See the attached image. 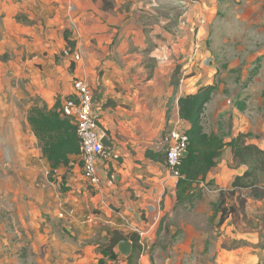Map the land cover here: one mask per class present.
<instances>
[{
    "label": "crops",
    "instance_id": "crops-1",
    "mask_svg": "<svg viewBox=\"0 0 264 264\" xmlns=\"http://www.w3.org/2000/svg\"><path fill=\"white\" fill-rule=\"evenodd\" d=\"M176 1L181 10L177 18L172 13L161 14L170 3L175 4L171 0H0V20L7 36L27 35V165H23L27 171L19 169L21 162L15 166L19 173L27 172V177L20 180L23 186H27L29 178L37 180L44 170L53 172L28 123L31 103L61 92V104L71 95L76 78L86 80L94 90L103 138L107 137L113 146L109 150L120 156L118 161L101 167V191L95 195L88 189L77 156L70 158L69 166L54 170L75 194L69 197L75 211H69L72 216L64 212L63 217L75 225H27L28 262L106 264L102 249L109 243L110 232L129 236L132 231L126 225L153 227L145 245L153 244L158 225L174 216L178 179L171 176L166 166V149L172 130L187 132L191 128L180 118L178 101L214 84L209 81L214 68L213 62L209 64L207 60L206 27L200 30L199 49L193 55L191 42L195 36L189 30L192 15L186 21L182 16V4L188 5L190 0ZM18 10L27 13V27L16 23L14 17L19 16ZM71 21L76 24L75 32L69 29ZM69 47L81 54L80 61L74 62L72 57L62 55ZM1 66L10 67L8 63ZM173 79L178 80L177 86L172 84ZM212 100L202 116L205 133L218 134L224 137L225 143L240 133L250 134L248 126L244 128L247 133L242 131L244 121L239 122L241 111L236 107L232 118L237 125L230 134L215 124L208 131L204 116L216 120L219 117V109L211 108ZM11 108H5L3 115L11 113ZM0 128L3 134L4 126ZM247 143L264 150L263 145L254 141ZM147 152L161 156L160 160L149 159ZM216 163L206 179L195 185V201L201 193V206L207 210L218 200V193L232 190L235 179L246 170L229 148L221 151ZM3 181L11 184L9 178ZM6 186L3 193L15 194V198L25 192V188ZM94 210L101 213L96 215L97 220L88 222L86 218ZM227 226L228 231L238 234V225ZM97 235H102L107 243H99ZM250 236L242 237L250 239ZM117 249L121 264H126V258ZM143 252L140 264H147L142 263ZM225 253L231 263L230 258L239 252H220V260Z\"/></svg>",
    "mask_w": 264,
    "mask_h": 264
},
{
    "label": "rangeland",
    "instance_id": "rangeland-1",
    "mask_svg": "<svg viewBox=\"0 0 264 264\" xmlns=\"http://www.w3.org/2000/svg\"><path fill=\"white\" fill-rule=\"evenodd\" d=\"M171 1L175 4L169 2V7L161 14L172 13V17L177 18L181 10L176 0ZM18 12L19 16L14 17L16 23L27 27V13ZM182 13L184 21L192 15L189 30L195 36L191 42L193 55L199 49L200 30L206 27L207 60L209 64L213 62L214 68L213 74L209 72V81L217 86L211 108L219 109V117L216 120L204 116L205 127L210 131L215 124L222 132L230 134L237 125L232 118L237 111L236 104L244 103L246 109L237 118L239 122L244 121L243 132H248L244 129L247 126L250 128L247 142L264 146V0H190L188 5L182 4ZM5 31L0 20V44L4 42L0 50L4 51L0 54V127L4 126L3 134L0 133V264H34L27 261V225H75L70 223L71 219L59 217L63 212L72 216L69 211L74 207L69 197L75 194L62 183L61 175L51 170H44L37 180L29 178L26 187L20 181L27 177V172L19 173L15 168L16 163L21 162L19 169L27 171V166H23L27 165V35L12 37ZM2 33L6 35L1 36ZM2 63L10 67L5 68ZM62 96L58 92L31 103L28 116L35 108L46 113L53 111ZM5 108H11V113L3 115ZM10 119H14V124ZM32 134L36 139L34 132ZM5 178H9L11 184L4 182ZM6 185L25 188V192L17 198L15 194L6 195L3 193L8 188ZM263 191L242 189L236 195H228L226 208L231 211L234 208L237 216L230 215L222 224L213 206L220 196L207 210L201 206L202 194L198 193L195 203L177 206L174 216L158 225L153 244L145 245L142 263L264 264V200H260ZM99 213L94 210L90 216L95 218ZM223 225H226L224 230ZM227 225H238V234L228 231ZM244 234L251 235V240L242 237ZM100 237L97 235L99 243H107L102 235ZM231 251L239 252L230 258L231 263L226 253L219 259L220 252ZM116 257L105 255L106 264H121L119 256Z\"/></svg>",
    "mask_w": 264,
    "mask_h": 264
},
{
    "label": "trees",
    "instance_id": "trees-1",
    "mask_svg": "<svg viewBox=\"0 0 264 264\" xmlns=\"http://www.w3.org/2000/svg\"><path fill=\"white\" fill-rule=\"evenodd\" d=\"M174 77L176 78L177 74ZM178 83L177 79H173L174 86ZM216 90L215 84L204 86L195 94L183 96L178 101L180 118L187 121L191 128L186 132L189 137L186 155L181 159L177 169L181 176L177 184V206L192 204L195 201L197 197L195 185L206 179L216 166V159L221 151L229 148L235 159L246 170L243 175L235 179L232 190L220 192L218 203L213 205L214 213L219 215L222 224L230 215L233 214L235 218L237 216L234 208L232 211L226 208L228 195H236L242 189L264 190V150L247 143V138L251 134L240 133L229 143H225L224 137L215 133H205L202 116ZM60 106L58 101L54 110L47 113L35 108L28 116V123L39 140L43 155L53 171L60 166H69L70 158L79 153L76 128L68 119L61 116ZM236 107L240 111L246 109L244 103H237ZM147 157L158 161L161 156L147 152ZM246 180L248 183H244ZM260 200H264V191ZM123 240H128L133 245V253L126 258V264H140L143 248L140 237L134 233L125 236L118 231L110 232L109 243L102 249L104 254L112 258L116 257L118 254L115 250Z\"/></svg>",
    "mask_w": 264,
    "mask_h": 264
},
{
    "label": "built area",
    "instance_id": "built-area-1",
    "mask_svg": "<svg viewBox=\"0 0 264 264\" xmlns=\"http://www.w3.org/2000/svg\"><path fill=\"white\" fill-rule=\"evenodd\" d=\"M69 29L72 32L77 30L76 24L70 22ZM62 55L72 57L74 62L81 60V54L66 48ZM59 112L63 118L68 119L76 128L79 141L78 162L82 168V175L90 190L95 194L101 191V167L108 162L118 161L120 156L106 148L103 143V133L100 128V118L96 109L95 93L89 83L81 78H76L72 84V93L60 106ZM189 137L185 131L172 130L169 135V144L166 149V166L171 176L181 178L178 167L181 159L187 152ZM206 190L209 187L203 184ZM116 214V212H115ZM64 217V212L60 213ZM98 218V217H97ZM94 217H87L88 222H93ZM97 220V219H96ZM132 233L140 237V244L144 250L145 239L149 236L153 227L145 229L142 226L126 225Z\"/></svg>",
    "mask_w": 264,
    "mask_h": 264
},
{
    "label": "water",
    "instance_id": "water-1",
    "mask_svg": "<svg viewBox=\"0 0 264 264\" xmlns=\"http://www.w3.org/2000/svg\"><path fill=\"white\" fill-rule=\"evenodd\" d=\"M102 143L103 145L108 148V149H113V146L111 145V143L109 142L107 137H104L102 139ZM186 155V153L184 154V156ZM118 250L120 252V254L125 257L128 258L132 255L133 253V245L132 242L128 241V240H123L118 244Z\"/></svg>",
    "mask_w": 264,
    "mask_h": 264
}]
</instances>
